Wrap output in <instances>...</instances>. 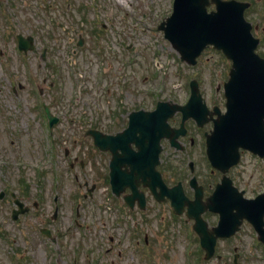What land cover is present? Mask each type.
Returning a JSON list of instances; mask_svg holds the SVG:
<instances>
[{"label": "rangeland", "instance_id": "rangeland-1", "mask_svg": "<svg viewBox=\"0 0 264 264\" xmlns=\"http://www.w3.org/2000/svg\"><path fill=\"white\" fill-rule=\"evenodd\" d=\"M0 1L7 13L9 8L15 13L11 24L0 18V190L7 192L0 200V264H233L236 252L238 264H264V249L248 222L234 236L218 242L221 260L206 261L198 235L190 229L193 220L184 218L173 222L165 236L157 223H149V228L139 224L152 237L157 232L159 243L152 258L133 251L124 240L109 253L102 252L101 260L97 256L96 244L111 246L105 241L111 234H122L123 228L107 199L103 158L85 136L84 116L101 115L100 121L112 122L108 119L112 107L145 102L149 88L157 92L167 88L165 97L179 104L193 76L204 82L206 90L213 82L215 94L216 84L221 85L215 101L225 109L222 85L231 63L213 48L195 67L180 60L158 27L171 13L173 0ZM243 1L252 2L245 17L261 39L259 52L264 55V0ZM18 33L35 36L36 47L20 53ZM44 104L60 119L53 127ZM241 159L232 177L248 184L247 196L252 197L264 188V160L249 153ZM23 180L32 191L29 201L38 200L39 207L16 223L9 191ZM85 182L89 187L97 182L93 203L80 199V212L94 218L95 230L92 223L88 228L86 221L82 226L74 223L77 200L68 197L78 188L86 192ZM55 196L60 206L53 219ZM203 217L209 225L217 220L209 212ZM54 224L60 232L56 243L40 232L41 227L53 230Z\"/></svg>", "mask_w": 264, "mask_h": 264}, {"label": "flooded vegetation", "instance_id": "flooded-vegetation-1", "mask_svg": "<svg viewBox=\"0 0 264 264\" xmlns=\"http://www.w3.org/2000/svg\"><path fill=\"white\" fill-rule=\"evenodd\" d=\"M8 3L14 0H7ZM3 6H0V18L10 20L15 13L8 9L9 13L5 11L7 6L4 1H0ZM66 8L70 10L69 3ZM2 13V15H1ZM11 24V22H9ZM218 85L217 90L219 91ZM200 90L203 95V100L207 104L209 112L207 113V120L198 124L197 121L190 117L183 122L182 111L180 109L174 111L175 98L165 97L164 95H154L153 93L145 94L142 103L133 104L132 107L124 106L122 112L115 117V122H98L96 127H100L109 134L122 132L119 138L121 143L115 149L105 148L99 150L101 158H103V177L106 180L107 199L113 205V210L116 214L123 216V232L122 238L119 237L117 241L124 240L126 244L132 249L139 251H153L157 242V232L154 237L149 235L148 231H143V226L149 228V223L172 222L174 213L172 212L171 203L172 187L181 185L185 196L192 200L195 197V188L190 184L193 176L197 179V184L202 190V201H208L212 192L222 179L223 172L220 169L213 168L207 157V136L213 130V119L218 115L214 112L216 105L217 94L213 93V88L206 90L200 85ZM225 93L223 92L222 99L224 100ZM186 97V94L184 98ZM161 101L160 103H158ZM185 99L181 102L184 103ZM143 112L139 113L138 111ZM135 112L132 116L133 121L130 122V112ZM131 112V113H132ZM149 113V114H148ZM123 117V118H122ZM105 118V117H104ZM108 119H111L108 116ZM122 119V120H121ZM103 120V118L101 119ZM130 127V130L124 129ZM180 127L184 128L181 131ZM169 131L170 135L167 136ZM159 148V150H158ZM159 153V160L154 163L152 154ZM250 154L254 159L260 160L257 156L249 151L241 150V158ZM140 155L147 158L144 161H135ZM242 160V159H241ZM137 164L143 166L144 172H153L154 169L162 174L164 185L155 183V190L150 186L138 185L137 195L133 194L131 187H127L121 194H113L111 188V169L112 165H116L123 173L135 175L138 170H134ZM236 167L231 168L229 173H234ZM199 169H202L200 171ZM233 182L240 185L245 193L250 191L248 184L236 181ZM94 184V189L97 182ZM86 192L82 193V197L88 203H93V190L89 187V183H84ZM161 188L166 192H162ZM260 191L254 192L253 196L261 194ZM18 193V198L26 203L30 200V196L23 194L20 189L15 190ZM13 192V191H12ZM12 194V193H11ZM12 196V195H11ZM17 196V195H16ZM129 200L133 202L130 207ZM185 201V199H183ZM166 211V213H165ZM207 213V212H206ZM210 213V212H209ZM81 221L77 220L79 225L86 221L87 227H91V223L95 226L94 218L91 220L87 215H82L79 212ZM143 225V226H139ZM167 227L165 230L170 234ZM162 236H165L162 233ZM110 240L115 243V237L111 236ZM97 249H100V245ZM115 246H111V249Z\"/></svg>", "mask_w": 264, "mask_h": 264}, {"label": "water", "instance_id": "water-1", "mask_svg": "<svg viewBox=\"0 0 264 264\" xmlns=\"http://www.w3.org/2000/svg\"><path fill=\"white\" fill-rule=\"evenodd\" d=\"M211 2L216 4V9L207 12ZM248 6V2L237 0H174L172 16L159 26L165 30V36L181 52L184 60L196 63L195 58L206 45L212 43L214 47L222 48L233 61L225 91L228 111L215 131L216 138L220 139L219 148H223V171L237 163L238 146L264 155V58L256 52L259 39L251 34L252 25L244 17L243 11ZM19 41L26 51L33 47L29 44L32 37L25 39L19 35ZM54 120L51 116L52 123ZM211 158L214 164L221 162L213 152ZM242 202L248 209H240L235 221L231 206L224 204L217 233L229 236L239 228V218L248 216L251 220L253 215L249 211L253 208L264 211V194L256 199H242ZM198 231L208 259L215 252L216 240L210 238L204 228Z\"/></svg>", "mask_w": 264, "mask_h": 264}, {"label": "bare ground", "instance_id": "bare-ground-1", "mask_svg": "<svg viewBox=\"0 0 264 264\" xmlns=\"http://www.w3.org/2000/svg\"><path fill=\"white\" fill-rule=\"evenodd\" d=\"M214 204H215V202H214Z\"/></svg>", "mask_w": 264, "mask_h": 264}]
</instances>
